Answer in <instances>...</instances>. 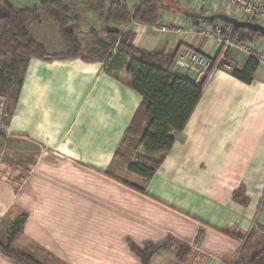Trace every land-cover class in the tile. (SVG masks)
Wrapping results in <instances>:
<instances>
[{"label":"crops","instance_id":"obj_1","mask_svg":"<svg viewBox=\"0 0 264 264\" xmlns=\"http://www.w3.org/2000/svg\"><path fill=\"white\" fill-rule=\"evenodd\" d=\"M109 1H124L130 11L141 2ZM167 1L176 7L159 11L157 26L168 25V32L135 22H112L114 30L131 31L132 45L148 52L192 49L212 58L219 42L205 41L201 28L213 25L178 10L197 11L191 0ZM226 11L235 14L229 6L218 13L230 16ZM179 24L181 34L173 31ZM234 54L230 63L241 70L247 57ZM104 67L80 58L29 61L0 147L10 138L40 150L15 185L0 176V242L27 214L13 250L41 264H140L128 241L142 246L167 237L176 240L172 252L157 253L151 264H224L243 252L246 264H257L264 239V64L250 83L213 71L144 193L104 175L141 102L124 84V71L122 82ZM47 252L56 263L46 261ZM0 264L20 263L0 252Z\"/></svg>","mask_w":264,"mask_h":264},{"label":"trees","instance_id":"obj_2","mask_svg":"<svg viewBox=\"0 0 264 264\" xmlns=\"http://www.w3.org/2000/svg\"><path fill=\"white\" fill-rule=\"evenodd\" d=\"M38 1L39 4L36 7L28 10L15 7L8 0H0V92L5 89L9 96L8 101L12 106L9 115L14 111L31 59L67 60L80 58L83 62L97 61L104 63L107 74L119 80L117 75L111 73V67L114 65L117 72H125L127 79L121 81H124L127 87L141 96V102L113 158L122 160L126 164V172L144 183L149 182L161 161L175 144L178 135L182 132L209 77L215 69H223L217 64L219 52L212 58L205 56L211 65L207 76L198 84L173 72V64L178 51L171 55H164L159 52H148L136 48L132 45L133 34L131 31H109L110 43H99L104 53L96 58L83 57L81 47L74 37V32L77 29L74 22L78 21V18L71 16L70 8L60 0H48V3L45 2L46 0ZM91 3L93 10L106 24L135 22L142 25H153L159 20V11L170 10L172 9L171 6L176 7L173 1L167 0H141L132 11L128 9L124 1L91 0ZM178 10L181 13L186 11L183 8ZM195 12L210 15V13L200 10ZM42 14L58 24L63 38L73 49L71 52L49 57L44 46L31 38L26 25L29 22L38 23ZM242 20L258 23L255 18L246 17ZM214 22L216 21L204 23L213 25ZM224 27L222 34L230 33L240 43L248 39L264 41V37L258 33L226 24ZM115 45L120 55H109V50ZM89 53L95 54L96 52L89 50ZM258 65L259 63L255 59L249 57L241 70L234 68L229 71L234 78L244 83H250L252 74ZM5 139L4 133L0 131V143H3ZM136 148H139L141 160L132 162L130 158ZM104 175L135 191L144 193L142 187L135 183L124 182L120 174L117 177V174L109 169L104 172ZM27 218V214H23L11 224L5 242L0 243V252L20 264H40L11 247L14 238L22 232ZM175 243L174 238L167 237L160 243H144L142 246H137L128 241V247L131 253L139 259L140 264H151L154 255L159 252H172Z\"/></svg>","mask_w":264,"mask_h":264},{"label":"rangeland","instance_id":"obj_3","mask_svg":"<svg viewBox=\"0 0 264 264\" xmlns=\"http://www.w3.org/2000/svg\"><path fill=\"white\" fill-rule=\"evenodd\" d=\"M8 1L11 4H13L15 7L22 8V9L24 8L28 10H31L32 8L36 7L39 4L37 0H8ZM34 1H35V6L32 5ZM45 2L48 3L47 0ZM67 2H68L67 4L71 8V16L78 18V21L74 22V24L77 25V29L74 32V37L76 41L78 42L79 46L81 47V55L83 57L86 56V57H91V58L98 57L99 55H101V53H104L103 49L99 46V43L100 42H104L106 44L110 43V36L108 33L109 31H113L116 27L112 23L106 24L101 18H99V14L93 10L91 0H69ZM216 12L218 13L219 11H216ZM226 13L229 14L231 17H236L240 20L246 17L244 14H241L239 12H234L235 14L232 13L234 14V16L231 15L230 11H226ZM258 23L262 24V22L259 20H258ZM118 25L119 24H117V27ZM224 26L225 24L222 22H217L216 24V27H218L221 31L225 29ZM203 27H207V26L203 25L201 28V32L204 31L206 33L207 29L205 30V28ZM26 28L28 29L31 38L34 41L44 46L45 52L47 56L49 57L57 56L60 54H66L69 51L71 52L73 50L71 45L63 38L61 29L58 26V24L44 14L40 16V21L38 23L29 22L26 25ZM210 38L216 40L215 37H210ZM207 39H208L207 36H205L204 40L207 41ZM260 43L262 42L260 41ZM116 47H117L116 45L112 46V48L108 52L109 55H120ZM260 48H261L260 53L263 55L262 49H264V44ZM89 50H92L96 53L90 54ZM229 54H232V55L234 54L235 56L242 55V57H247V59L249 58L247 54L241 52L239 49L233 48L231 51L227 52L226 58L223 59V60H226V62L230 64L231 69H233L234 67L230 63L232 62L230 61L232 60V58L230 57L231 55L229 56ZM110 67H111V64H110ZM114 68L115 66L112 65L111 73L113 75H117L118 78L125 80L123 79L124 78V74H122L123 72H117ZM205 77L201 78L200 81L203 80ZM4 95L7 97L6 107H5L6 115L4 119L5 122L3 123V125L0 126V131H2L3 133H4L5 124L7 120L9 119V117L12 115V114L9 115L12 110V106H11V103L9 104V101H8L9 96L5 92V89L3 92H0L1 97H5ZM5 137L7 136L5 135ZM39 150L40 148L31 142L15 141V140H10V138H8L6 141V145H3L2 147H0V158H1L0 171H2L0 172V176H2V178H6L10 180L12 184L15 185L16 181L18 182L20 181V179L23 177V175L28 170L29 166L35 161V158ZM140 155L141 153L139 152V148H136V151L133 153L132 157L130 158V161L132 162L140 161L141 160ZM4 167H8V170L5 171ZM109 170L117 174V177H119V174H120L124 182L135 183L136 185H138L139 187H142L145 190L146 183L142 182L140 179L126 172V164H124L122 160L114 159V162L110 166ZM5 172L7 174H5ZM9 230L10 228H8L5 234V240H6V236ZM248 235H249V232L246 234V239L244 238V242H241L242 245L247 241ZM16 238L17 236L14 238V240ZM5 240L0 243H4ZM14 240L12 241V244H11L12 249H13ZM263 240L261 241V244L263 245V250L256 254L257 260H254L255 263L257 264L264 263V241ZM176 246L177 248H179L178 245ZM181 249L182 251H184L183 248ZM249 250H250V246L246 248V251H249ZM52 256L54 255L52 253L49 254L48 252L45 255H43V257H46V261H52L56 263L57 258H54ZM248 258L250 259V256H248ZM53 259H56V261ZM239 259L241 261V264L247 263V256L245 255L244 252L239 254ZM258 260L260 261L257 262ZM174 262H177V261L174 259Z\"/></svg>","mask_w":264,"mask_h":264},{"label":"built area","instance_id":"obj_4","mask_svg":"<svg viewBox=\"0 0 264 264\" xmlns=\"http://www.w3.org/2000/svg\"><path fill=\"white\" fill-rule=\"evenodd\" d=\"M191 4L197 11L210 12L211 14L217 13L225 6H229L234 9L235 12L244 14L246 17L255 18L262 22L264 26V0H191ZM154 30L160 32H168L169 26L162 24L157 26L153 24ZM183 24H179L173 31L177 34H181L183 31L181 28ZM205 36L215 37L219 42V57L217 64H219L225 70H231V66L226 60H223L227 56V52L233 48L239 49L241 52L247 54L249 57L255 59L259 64H264V56L260 53V47L262 44L259 40L247 41L240 43L236 37H233L230 33L222 34V31L216 27L214 23L210 31L203 33ZM210 61L199 52L191 49H182L178 52L175 62L173 64V70L178 74H191L195 82H198L201 78L205 77L210 67ZM6 98L0 96V126L5 122ZM224 264H241L239 255H235L229 261Z\"/></svg>","mask_w":264,"mask_h":264},{"label":"water","instance_id":"obj_5","mask_svg":"<svg viewBox=\"0 0 264 264\" xmlns=\"http://www.w3.org/2000/svg\"><path fill=\"white\" fill-rule=\"evenodd\" d=\"M183 15L186 18H189L192 20H199L202 22L219 21L229 26H233L239 29H245V30L258 33L264 37V26L263 25L259 23L250 22L247 20H240L236 17L228 16L225 13H214L210 15H203L197 12L185 11Z\"/></svg>","mask_w":264,"mask_h":264},{"label":"bare ground","instance_id":"obj_6","mask_svg":"<svg viewBox=\"0 0 264 264\" xmlns=\"http://www.w3.org/2000/svg\"><path fill=\"white\" fill-rule=\"evenodd\" d=\"M218 57V56H217Z\"/></svg>","mask_w":264,"mask_h":264}]
</instances>
